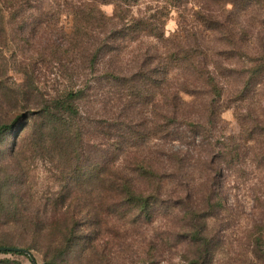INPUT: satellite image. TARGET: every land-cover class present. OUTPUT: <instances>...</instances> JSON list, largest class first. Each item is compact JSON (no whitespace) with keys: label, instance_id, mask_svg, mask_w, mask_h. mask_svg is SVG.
<instances>
[{"label":"trees","instance_id":"16d2710c","mask_svg":"<svg viewBox=\"0 0 264 264\" xmlns=\"http://www.w3.org/2000/svg\"><path fill=\"white\" fill-rule=\"evenodd\" d=\"M31 1L0 0V48L18 43L39 54L14 68L0 58V107L5 100L25 110L11 124L0 120V144L31 113L29 103L38 105L34 119L13 136L10 162L0 166V246L29 250L5 253L26 255L34 264L33 251L44 252L45 264H63L76 250L83 256L95 249L94 234L108 223L153 222L163 200H207L203 210L187 205L183 229L194 252L188 264H211L208 220L213 200H223L216 191L222 173L216 163L227 166L244 155L226 142L217 154L213 149L229 101L241 104V138L254 142L264 158V0H146L143 13L134 9L145 0H73L70 31L58 27V4L48 13L27 15L29 5L39 10ZM105 4L114 6L112 15L102 9ZM174 12L178 27L167 34ZM38 34L44 38L36 40ZM144 39L153 42L146 49L138 45ZM41 64L56 68L62 80L52 92L38 80ZM13 69L25 77L19 93L4 83ZM103 81L116 89L113 97L104 96L111 108L99 124L106 142L98 147L88 142L92 113L80 101L104 87ZM176 141L184 146L167 147ZM28 154L57 161L58 168L71 160L57 176L68 183L56 199L25 200L20 167ZM91 261L106 259L97 255Z\"/></svg>","mask_w":264,"mask_h":264},{"label":"rangeland","instance_id":"374dc122","mask_svg":"<svg viewBox=\"0 0 264 264\" xmlns=\"http://www.w3.org/2000/svg\"><path fill=\"white\" fill-rule=\"evenodd\" d=\"M72 1L32 0L31 3L36 5L39 10L29 5L26 13L27 15L39 14V11L48 13L51 8L59 6L61 21L58 27L64 26L66 31H70L72 16L69 14L68 7L71 6ZM77 1L86 0H74V2ZM56 4L58 5L56 6ZM148 4L149 2L145 0L135 7L134 11L136 13L138 11L145 12ZM102 9L107 15H112L114 6L105 4L102 5ZM177 27L178 14L174 12L166 26L167 34L173 32ZM58 35L62 36L61 33ZM40 38L44 37H40V34L35 37L36 40ZM151 43L153 42L150 39H144L138 45L146 49ZM17 44H9L3 49L0 48V51H4L2 54L0 53V58L4 57L12 64V67L20 61L37 59L39 56L28 45L22 48ZM45 45L46 43L42 42V47ZM46 54L50 55V53ZM123 62L125 63V60ZM39 67H44V70L38 74V80L43 90L52 92L54 88L61 86V83H56V80L62 81L57 76L56 68L51 71L52 67L47 69L43 64ZM24 82V75L14 69L9 71L4 79L5 86L9 87L10 91L14 90L15 93H19L23 89L21 85ZM103 86H97L96 90L91 91L80 101V108L90 110L92 113L90 122H87V127H90L88 142L90 141V144L94 143L98 147L102 146L101 143L106 142L99 124L107 120L104 113L111 108L110 105L105 106L104 96L113 97L111 93L116 89L105 81H103ZM3 102L5 106L0 107V120L7 124L15 121L16 112L25 111L20 106L15 108L7 101ZM17 102L19 105L22 104V101ZM229 102L230 107L223 112V121L217 127L213 149L217 154L223 142H226L230 145V150H234V153L241 147L240 151L244 155L240 160H233L227 166L220 164L219 160L216 163L218 170L222 169V173L216 177V191L223 200H213L216 205L213 217L208 220L209 236L213 239L211 264H264V158H259L254 142H246L241 138V132L244 131V127L246 128V125L243 126L236 115V109L241 104ZM29 104L31 113H26L25 118L13 125L11 133L6 135L0 144V166L6 167L5 164L10 162L9 146L13 141V136L19 134L28 120L34 119L38 105L33 101ZM243 107L247 109L246 106ZM113 113L112 111V116ZM146 117L149 118L147 113ZM253 126L252 119H249L247 128L251 129ZM24 135L25 132L22 133V136ZM171 145H174L175 148L184 146L178 141L167 147H171ZM149 147L150 145L145 150L148 155H150ZM159 147L154 145L156 150ZM26 156L21 158L22 166L20 167V169L22 168L20 174L24 182L25 200H39L46 203L47 200L56 199L61 188L68 183V181L59 180L57 176L71 165V160L67 158L58 168L57 161L43 155L30 157L28 154ZM0 176L2 175L0 174ZM207 203V200H163V204L159 207L160 213L153 222H133L131 219H121L114 224L108 223L96 232L97 234H94L92 243H95V249L90 248L83 256V251L79 253V250H76L68 256L69 261L63 264H93L91 257L96 258L97 255L106 259L105 264H188L189 260L194 258V252L192 248L188 247L187 230L183 229V226L187 224L184 217L185 210L187 205L192 204L200 206L203 210L207 208ZM47 214L50 215L49 212ZM32 253L36 264H45L44 252L33 251ZM88 258H90L89 263ZM7 259L15 260L18 264H34L26 255L0 252V261Z\"/></svg>","mask_w":264,"mask_h":264},{"label":"water","instance_id":"95a60500","mask_svg":"<svg viewBox=\"0 0 264 264\" xmlns=\"http://www.w3.org/2000/svg\"><path fill=\"white\" fill-rule=\"evenodd\" d=\"M5 251L24 252L26 254H30V251L24 248L12 247V246H0V252H5Z\"/></svg>","mask_w":264,"mask_h":264}]
</instances>
